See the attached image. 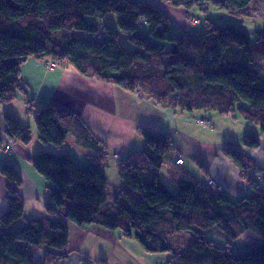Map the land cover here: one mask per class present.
Returning <instances> with one entry per match:
<instances>
[{
  "label": "trees",
  "instance_id": "1",
  "mask_svg": "<svg viewBox=\"0 0 264 264\" xmlns=\"http://www.w3.org/2000/svg\"><path fill=\"white\" fill-rule=\"evenodd\" d=\"M252 1L168 3L189 11L188 25L197 26L200 19L191 13L194 8L207 13L214 7L246 18ZM110 14L116 17L112 20L116 28L105 21ZM191 18L197 20L195 25L189 24ZM261 26L252 42L247 31L211 20L202 29L178 34L168 15L147 0H0V105L27 95L21 78L23 64L31 58L46 59L67 64L83 76L150 100L173 114L201 111L240 117L264 134V76L256 61V57L264 60V21ZM100 30L103 36L98 35ZM25 105L34 115L42 147H61L75 113L54 100L35 111L32 100ZM2 119L6 139L30 143V128L13 113L3 112ZM195 122L213 128L205 117ZM138 133L143 149L120 161L121 188L110 203L101 165L103 147L96 145L99 159L84 166L68 155L44 149L32 157V168L50 188L45 215L40 218H26L18 193L22 177L13 164L2 162L0 175L7 183L6 206L0 215V264H34L32 257L41 247L50 250L46 262L63 260L69 224L117 230L147 254L170 256L159 264H264V193L259 179L251 176L252 170L258 171L255 164L237 152L225 151L251 190L237 200L214 186L183 179L171 191L159 174L172 148L168 135L145 128ZM243 145L256 149L259 140L248 133ZM4 147L0 138V149ZM184 232L192 238L178 250L173 238ZM211 232L224 243H216ZM246 232L256 236L257 242L245 252L233 250L232 243Z\"/></svg>",
  "mask_w": 264,
  "mask_h": 264
},
{
  "label": "crops",
  "instance_id": "2",
  "mask_svg": "<svg viewBox=\"0 0 264 264\" xmlns=\"http://www.w3.org/2000/svg\"><path fill=\"white\" fill-rule=\"evenodd\" d=\"M147 1L168 15L178 34L196 30H191L187 23L189 11L171 7L168 0ZM261 7L264 10V0H253L245 10L248 19L252 21ZM47 62L49 60L31 58L24 63L21 68V78L26 85L27 95L19 96L10 104L0 105V138L5 146L0 149V165L4 161L13 164L22 177L18 193L24 204L26 218H40L45 215L44 206L50 189L49 183L31 166L30 159L37 153L44 149L58 155L65 154L84 166L99 159L95 148L103 147L105 154L101 165L108 180L107 200L110 203L121 188L118 177L120 162L115 160L113 155L120 154L123 159L143 149L139 128L168 135L172 148L159 174L165 182L162 177V171H165L168 182L173 188L178 179L193 181L202 186H208L210 180L215 183L214 190L218 188L217 190L232 200L249 195L251 190L246 178L225 156V151L228 149L252 161L264 174V134L258 130V127L240 117L216 116L201 111L193 115L181 112L173 114L150 100L139 98L112 84L83 76L67 64H57L58 67L48 71L45 68ZM28 100L33 101L34 111L44 103L54 100L75 113L70 132L61 147L44 148L39 143L34 126V115L27 112L28 107L25 105ZM5 111L13 113L22 125L30 128L32 140L28 145L6 139L2 119ZM204 117L211 121L212 129L202 127L195 122V119ZM248 133L258 138L259 146L256 149L243 145ZM179 157L183 160L182 164H176ZM110 175L113 185L110 184ZM247 176L256 177L252 174V177L249 174ZM257 182L264 193V179H259ZM6 183L0 175V215L6 206ZM17 227H20V224ZM236 241L247 246L238 252H245L257 242V238L246 232ZM19 248L21 249L20 245ZM48 251L50 250L46 247L38 249L32 257V262L34 264H146L145 259L148 255L132 238L123 237L119 231L99 225L78 227L69 224L68 251L63 260L46 262Z\"/></svg>",
  "mask_w": 264,
  "mask_h": 264
},
{
  "label": "rangeland",
  "instance_id": "3",
  "mask_svg": "<svg viewBox=\"0 0 264 264\" xmlns=\"http://www.w3.org/2000/svg\"><path fill=\"white\" fill-rule=\"evenodd\" d=\"M191 11H192L191 13H193V15H195L196 17H198L200 19L199 25L190 26L191 30L202 29L205 26L206 20H211L213 23H215L217 25H234V26L238 27L239 29L247 31L249 33V36H250V39L252 40V42L255 41V37H256L255 32L261 30V27H262L261 25H262V22L264 21V10L262 9V7L259 10V12H257L255 14V17H254V19H252V21H251V19H248L249 18L248 16H246V18L243 19L245 16H243V18H240L237 15H232L226 11L216 9L214 7H209L207 13H202L197 8H194ZM115 18H116L115 15L110 14V17L105 19V21H106V23H111L109 25L116 28V22L112 21V20H115ZM187 23H188V19H187ZM103 34L104 33L101 30L98 33V35H100V36H103ZM121 38H122V42H125L123 39L124 37L122 36ZM256 61H258V63H257L258 69L261 71L262 75L264 76V60L260 57H256ZM56 67H58V65L55 63V67L49 68L48 70L51 71V70L55 69ZM113 158H114V155H113ZM114 159L117 160L116 158H114ZM114 165H115V163H114ZM164 172L165 171H162V177L165 179L164 183L167 185V187L171 191H175L174 188L172 187V185L168 182L169 180H168V178ZM110 181H111L110 184L113 185L111 175H110ZM210 236L216 243H218L220 245H222L224 243L223 239L219 240V238L215 232H211ZM191 238L192 237L188 233H185V232L180 233V234H176L173 238L174 243H175V247L178 250H182ZM232 247H233V250L239 251V250L245 249L247 246L240 243L239 241H235L232 243ZM169 258H170V256L167 254H160V253L148 254L147 258L145 259V263L146 264H159V263H163L165 260H167Z\"/></svg>",
  "mask_w": 264,
  "mask_h": 264
},
{
  "label": "built area",
  "instance_id": "4",
  "mask_svg": "<svg viewBox=\"0 0 264 264\" xmlns=\"http://www.w3.org/2000/svg\"><path fill=\"white\" fill-rule=\"evenodd\" d=\"M197 23V20H195V19H193V18H191L190 20H189V24L190 25H195ZM46 67L49 69V68H53V67H55V64L54 63H47L46 64ZM201 123L202 124H204V125H206L207 124V122L205 121V120H201ZM7 149H8V147H7ZM114 158H116L117 160H119V161H121L122 160V156L120 155V154H114ZM183 163V161H182V158H178L177 159V161H176V164H182ZM252 172H253V174L258 178V179H264V174L262 173V172H260L259 170L258 171H256V170H252ZM208 185H210V186H214L215 185V183L213 182V181H208ZM52 264H56V263H52Z\"/></svg>",
  "mask_w": 264,
  "mask_h": 264
}]
</instances>
